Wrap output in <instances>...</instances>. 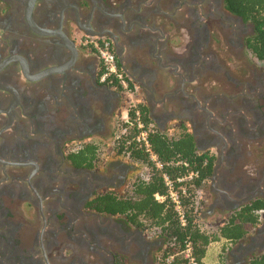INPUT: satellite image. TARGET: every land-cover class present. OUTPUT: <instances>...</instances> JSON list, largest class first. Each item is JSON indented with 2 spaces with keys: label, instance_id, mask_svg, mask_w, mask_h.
Returning a JSON list of instances; mask_svg holds the SVG:
<instances>
[{
  "label": "flooded vegetation",
  "instance_id": "af4514ba",
  "mask_svg": "<svg viewBox=\"0 0 264 264\" xmlns=\"http://www.w3.org/2000/svg\"><path fill=\"white\" fill-rule=\"evenodd\" d=\"M28 3L0 0V264H154L163 238L87 208L127 188L132 167L115 161L106 174L69 160L85 142L110 146L127 95L160 131L185 126L208 154L209 217L219 213L223 225L264 201V63L247 48L253 24L224 0H36L30 18ZM146 22L170 34L152 43ZM93 38L110 40L131 93L101 82ZM121 47L141 59L125 64ZM26 208L30 218L20 215ZM257 212L226 264L264 253V208Z\"/></svg>",
  "mask_w": 264,
  "mask_h": 264
},
{
  "label": "trees",
  "instance_id": "16d2710c",
  "mask_svg": "<svg viewBox=\"0 0 264 264\" xmlns=\"http://www.w3.org/2000/svg\"><path fill=\"white\" fill-rule=\"evenodd\" d=\"M224 5L231 14L253 24L254 33L247 39V48L264 63V0H224ZM136 109H140L142 120L149 127L152 151L161 161L162 168L156 167L144 147L132 141L134 129L129 130L128 134H122L116 140L113 153H128L132 161L146 165L148 179L136 178L126 195H119L116 191L98 194L88 202L87 208L100 214L123 216L128 224L143 230L158 229L164 245L154 264H192V259L196 264H208L205 258L213 242L225 239L228 243H236L259 224L257 211L264 208V201L256 200L234 211L216 234L202 230L199 226L201 214L197 205V191L211 174V159L207 153L198 151L193 135L187 132L185 126L178 138H169L152 125L145 105L139 104L137 108L130 109V115L133 116ZM100 151V143L85 142L70 154L69 160L75 167L94 169L101 160ZM206 160L208 163H205ZM192 171L198 172V176L182 183L176 182L175 186L185 207L186 223L183 225L175 204L168 196L163 175L167 174L176 181ZM182 186L186 188L185 194ZM156 195L164 196V201H158ZM189 243L192 252L187 257L185 251ZM247 264H264V253L253 257Z\"/></svg>",
  "mask_w": 264,
  "mask_h": 264
},
{
  "label": "built area",
  "instance_id": "2783aa9c",
  "mask_svg": "<svg viewBox=\"0 0 264 264\" xmlns=\"http://www.w3.org/2000/svg\"><path fill=\"white\" fill-rule=\"evenodd\" d=\"M90 48L98 56L99 60L102 63V71L100 73L101 82H107L112 87H119L121 90L127 93H131L132 89L130 88V82L126 74L121 68V65L118 62L116 53L111 45L110 40L105 38H93L89 43ZM130 107L125 109L119 116L116 125V134L113 137V145L122 134H128L129 130L134 129L132 141H135L140 147H144L145 150L149 153L151 161H153L159 169L162 168V163L158 159V156L152 151L150 143V130L149 127L142 120V115L140 109L134 111V115H130V109L137 108V104L129 105ZM153 125V123H152ZM130 154L122 153L121 157H126L130 159ZM131 160V159H130ZM132 161V160H131ZM134 162V161H132ZM140 163V162H134ZM142 164V163H140ZM186 164V163H185ZM144 165V164H143ZM187 165V164H186ZM146 166V165H145ZM164 183L167 187L168 196L175 204L176 211L178 213L181 223L184 225L186 223V212L185 207L183 206L178 191L176 189V182L182 183L183 181L191 180L194 177L198 176V172L192 171L188 175L177 178L176 181H173L167 174H164ZM149 172L146 176L142 177L148 179ZM182 191L185 194L186 188L182 186ZM158 201H164L165 197L161 195H156ZM192 252L191 243L187 245L185 255L190 257ZM192 264H196L193 259L191 260Z\"/></svg>",
  "mask_w": 264,
  "mask_h": 264
},
{
  "label": "rangeland",
  "instance_id": "374dc122",
  "mask_svg": "<svg viewBox=\"0 0 264 264\" xmlns=\"http://www.w3.org/2000/svg\"><path fill=\"white\" fill-rule=\"evenodd\" d=\"M189 37V34H188ZM126 94V92H125ZM138 104L139 102H137V100H131V98L129 97V95H127V98L124 102L123 105V110L124 111L126 108L128 109L132 104ZM125 108V109H124ZM121 114V112L119 113V115ZM171 127V126H170ZM168 137H172L173 139L178 138L179 134L176 130H173V128H169L167 130V134ZM113 138L111 140H109L108 142L110 143V151H109V147L108 145L106 146L105 144H103L102 142H99L101 144V160L98 164V168L103 169V171H105L106 174H109L110 171H108V167L113 164L115 161H121L122 163L127 164L129 167H132V169H130V171L132 170L133 172L131 173V177L130 179H128L127 183L125 184V186L127 185V188H125L123 191H119L116 192L119 195H126L127 191L130 188L131 183L138 177H144L148 174L149 170L148 167L140 164V163H134L132 162L130 159L128 160H123V157L120 158L119 155H115L113 153ZM114 155V156H113ZM126 158V157H124ZM201 189H199L197 191L198 193V198H197V205L201 214V219H199V226L202 230L210 233V234H216L219 231V228L222 226V222L221 221V216L219 215V213H213L214 215L209 217V211L205 210V206L207 203H205V201L201 198L202 194H201ZM209 198V197H208ZM208 201V200H207ZM25 211L22 212L20 215H24V217H31L32 215V210L29 209H24ZM19 216V215H18ZM11 217V216H10ZM14 218L17 217V215L13 216ZM11 217V218H13ZM146 235L147 238L153 239L156 238L157 236L160 235V232L158 229H146ZM160 237V236H159ZM234 246L233 243H228L225 239H221L219 241L213 242L209 248H208V252L205 258V261L208 264H226L228 262V255H227V251ZM163 247V246H162ZM161 247V248H162ZM159 249L156 258L160 255V250Z\"/></svg>",
  "mask_w": 264,
  "mask_h": 264
},
{
  "label": "crops",
  "instance_id": "0c3cea01",
  "mask_svg": "<svg viewBox=\"0 0 264 264\" xmlns=\"http://www.w3.org/2000/svg\"><path fill=\"white\" fill-rule=\"evenodd\" d=\"M145 26H147V27H145ZM145 26L143 27V29H142V31H143V33H145V34H148L149 35V37L150 36H152L151 37V42L152 43H154V41L153 40H155V42H156V40H157V43L158 44H161V42L162 41H160V38H162V37H164V34L165 35H169L170 33L168 32L169 31V27H167V26H165V28H161V29H158V30H155V29H151L153 26L150 24V23H145ZM156 27V26H155ZM154 38H156V39H154ZM148 40H150V39H148ZM120 49V51H119V54H120V57L121 58H123V61H124V63L125 64H128L129 62H128V60H131V59H134V53H132V50L133 49H131V48H129V47H126V48H119ZM152 49V48H151ZM152 51H153V49H152ZM138 54V53H137ZM136 54V55H137ZM85 58V60L87 59V56L86 57H84ZM135 58H138L137 56L135 57ZM142 58L144 59V60H142L143 61V63L145 64V62L148 60H150L149 62L150 63H154V61L157 59V58H159L158 56H157V54L154 52L153 53V55L150 57V55H146V54H144V56H142ZM145 58H146V60H145ZM138 59H141L140 57L138 58ZM84 62V61H83ZM137 63H140V62H137ZM142 63V64H143ZM123 108V106L121 107V109H120V111H119V113L121 112H123L122 109ZM125 109V108H124ZM97 113L98 114H100L101 112L100 111H97ZM119 115V114H118ZM64 116H62V118H63ZM98 117H100L99 119H97V120H101L102 122H105V116H103V115H99ZM117 117V116H116ZM97 122V121H96ZM95 121L93 122V123H96Z\"/></svg>",
  "mask_w": 264,
  "mask_h": 264
},
{
  "label": "water",
  "instance_id": "95a60500",
  "mask_svg": "<svg viewBox=\"0 0 264 264\" xmlns=\"http://www.w3.org/2000/svg\"><path fill=\"white\" fill-rule=\"evenodd\" d=\"M36 0H29V3H28V9H27V16L30 18L31 16V11H33V8H34V4H35ZM60 74H63L65 75L66 72L63 70H61Z\"/></svg>",
  "mask_w": 264,
  "mask_h": 264
}]
</instances>
